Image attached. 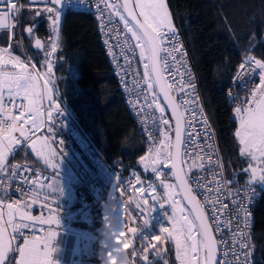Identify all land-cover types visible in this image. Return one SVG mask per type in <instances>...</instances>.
Returning a JSON list of instances; mask_svg holds the SVG:
<instances>
[{"label": "snow or ice", "instance_id": "snow-or-ice-1", "mask_svg": "<svg viewBox=\"0 0 264 264\" xmlns=\"http://www.w3.org/2000/svg\"><path fill=\"white\" fill-rule=\"evenodd\" d=\"M28 2L44 5L27 9L34 13L23 29L29 38L36 36V19L47 14L48 41L34 39L35 49H44L41 66L45 71H39L36 63L13 55V43L20 48V42L15 40L16 29L26 9L19 0H0V29L7 31L9 41L0 46V264H59L56 242L61 220L53 205L64 194L61 165L67 153L63 151L64 140L57 139L64 126L59 117L65 111L55 89L50 58L61 45V17L56 5L62 0ZM95 11L97 30L119 82L128 92L133 91L128 84L134 86L136 96L128 103L132 109H139L138 114L152 113L151 129L141 128L148 147L138 157L137 167L153 179L142 180L135 170L128 178L116 175L118 186L125 189L120 194L127 195L129 205L137 210H148L147 200L142 204L137 193L141 197L155 193L150 197L152 202L169 206L167 219L171 227H162L160 232L174 244L178 264H252L254 247L250 232L246 231L250 228L248 213L241 199H237L239 190H228L234 181L224 178L226 163L212 142L215 133L202 111L197 84L188 71L186 50L167 0H95ZM133 61H138L135 69ZM6 66L18 71H3ZM238 68L259 71V83L252 88L251 98L246 97L235 108L233 119L239 120V127L233 138L238 156L249 161L248 168L243 169L251 173L247 181L264 182V167H253L251 163L264 165V58L250 55ZM240 75L241 72L236 73L237 78ZM74 94H82V90L77 87ZM146 120L147 116H143L141 124ZM25 153L32 156L31 162L27 156L23 164L10 162L13 156ZM84 155L90 164L83 165L82 177L103 183L100 173L104 165L98 154L93 155L90 150ZM209 170H215L211 179ZM197 193L203 203L197 200ZM13 194L20 198L9 202L7 198ZM222 195L231 197V210ZM37 206L40 214L34 215ZM154 208L153 203L151 212ZM81 215L88 218L87 213ZM225 215L230 218L224 219ZM143 222L148 223V219ZM136 231L131 228L130 234ZM213 231L222 237L228 232L229 236L217 241ZM86 235L80 234L83 238ZM156 241L146 256L137 253L133 259L151 264L148 256L153 253L157 258L166 256V251L157 250L162 248L160 239ZM162 264H168V260Z\"/></svg>", "mask_w": 264, "mask_h": 264}, {"label": "trees", "instance_id": "trees-1", "mask_svg": "<svg viewBox=\"0 0 264 264\" xmlns=\"http://www.w3.org/2000/svg\"><path fill=\"white\" fill-rule=\"evenodd\" d=\"M168 5L184 29L201 75L206 105L219 132L228 173L235 177L238 167L243 166V159L238 156L237 141L233 138L235 128L231 121L228 89L252 38L257 39L254 51L264 56V0H168ZM25 9L22 14L24 28L34 17L33 12L27 11L29 8ZM62 22L61 45L54 55L56 62L52 74L60 102L73 114L76 124L90 136L108 163L121 168L124 173L138 170L145 180H152V176L137 167L138 157L145 153L144 140L118 88L94 15L89 11L69 10L63 15ZM39 23L36 31L47 42L46 17L43 16ZM24 35L31 58L38 69L45 71L41 66L44 51L36 50L32 46L33 39ZM0 36L1 41L7 40V31L2 30ZM15 40L18 41L17 37ZM13 46L21 53L15 43ZM77 87L82 94H74ZM25 156L31 162L32 156L28 153L19 154L18 158L25 161ZM64 173H68L67 170ZM238 182L248 181L241 174ZM254 208L256 254L264 261V190ZM99 224L94 227L99 232L97 244L83 257L113 259V249L117 245L100 234ZM164 251L167 255L150 261L151 264H162L165 259L168 264H178L174 244L167 239ZM132 264H140V261L133 259Z\"/></svg>", "mask_w": 264, "mask_h": 264}, {"label": "built area", "instance_id": "built-area-1", "mask_svg": "<svg viewBox=\"0 0 264 264\" xmlns=\"http://www.w3.org/2000/svg\"><path fill=\"white\" fill-rule=\"evenodd\" d=\"M21 4L25 6V8H35L40 5H31L29 4L28 0H19ZM56 8L59 10V13L64 15L69 10H84L86 12H91L94 15L96 21V11H95V0H64L63 6L60 7L56 5ZM23 14V13H22ZM23 15L21 16V23L18 25L17 29V39L20 42L21 53L23 57L27 61H31L32 63H36L34 58H31L27 47L25 46V38H24V24L22 22ZM174 26L178 30V37L183 45V48L186 50V60L188 62V71L192 74L195 83L197 84V95L202 102V111L204 113L205 118L208 120L209 124L211 125L212 130L215 133L214 140L212 141L217 145V152L221 156L222 161L225 162L224 152L222 150L221 141L219 139V132L214 124L213 118H211L209 109L206 105V99L204 96L203 85L201 82V75L198 71L197 64L195 62L194 56L192 51L190 50L188 40H186L184 29L179 22V19L175 18ZM97 27V21H96ZM118 27L122 28V25H118ZM98 31V30H97ZM100 40L102 42L101 34L99 33ZM105 48V46H104ZM106 52V50H105ZM117 55L119 52L117 50ZM256 56L257 58H264V56H260L254 51L252 45L247 46L245 51L242 55L241 62L244 61L248 56ZM108 61L110 66H112L113 74L117 77L118 80V88H120L121 94L123 98L126 100L128 105L129 111H131L135 121L137 122L138 126V133L142 136L145 144V152L147 151V141L145 140V136L141 132V128L150 130L151 129V112H146L144 114H138L139 109H132L131 105L128 101L132 100L136 96V92L134 86L129 83L128 87L133 89V91L128 92L124 90V85L119 82V77L116 75L114 68L115 65L111 62V57L107 55ZM123 63V61H120ZM138 66V61H133L132 67L135 69ZM140 70L142 72V65L140 66ZM237 72H241L239 78H237L236 74L232 81V85L228 89V93L230 95V103L232 106L231 111V121L234 124V128L239 127V120L233 119L235 116V108L239 107L244 99L247 97L250 99V93L254 86H257L259 83V71L250 72V71H243L241 69H237ZM131 77L129 76V81ZM60 102V100H59ZM61 103V107L65 111V115L59 117V120L63 121L64 126L59 129V134L57 139L64 140L63 151L67 153L65 159L68 170L71 171V176L67 174L61 173L62 183L64 184V194L60 198L57 204H60L64 199L66 192L73 187L76 188L77 193H79L82 199H90L91 202L95 205L96 208L99 209L100 214H102V219L99 224L100 233L105 237L107 240H117V242L122 246L123 249L128 250L126 253L127 259L129 264H132L133 257L137 253H140L141 257L146 256L150 251L153 243H157L156 239H160L159 243L162 245L166 239V236L160 232L162 227H166V209L168 205H164L163 207L160 206L158 202H152L150 199L151 195H155V193H147L143 197L139 193H137V197L140 199V202L143 204L144 200H147L148 203V210L145 211L142 209L137 210L134 206L129 205L127 195H121L120 192H124L125 189L123 185L120 187L117 184L115 179L116 175H119L121 179L128 178L129 173H124L121 168H117L114 165L110 164L101 157V154L95 146L90 138L78 124H76L74 120V116L70 113L64 105ZM46 104V102H45ZM143 116H147V120L144 124H141V119ZM83 138V139H81ZM157 139H159L157 137ZM78 140L81 142L78 143ZM57 150L59 151V144L56 145ZM93 152V155L98 154V158L103 162L104 170L102 173L103 183H93L90 181L91 178L82 177V168L85 164H90V161L84 152ZM18 155H15L11 158V163H21L23 164L25 161L20 160ZM215 158V157H214ZM226 163V162H225ZM137 171L140 175L142 180H145L142 174ZM215 170H209V179H211V172ZM224 178L228 181H234L231 184V188L228 190L237 191L239 190L240 194L237 195V199H241V203L243 204L245 211L248 213L247 223L250 228L246 229V231L250 232V240L254 247V252L252 256V264H259V262L264 261L256 254V244L254 242V206L256 201L260 195V193L264 190V185L257 184L256 182H244L239 183L240 175L237 173L235 177H231L228 173V168L226 164V169L224 171ZM246 183L249 184L246 187ZM15 184L12 185L15 188ZM141 185H137L140 187ZM161 190L158 189V192ZM227 191V190H226ZM198 199L201 200L203 203V197L197 193ZM19 195L13 194L10 195L7 199L10 202L12 199H19ZM222 200L225 206L231 210L233 207L231 203V197L226 195H222ZM155 204L154 211L151 212L152 204ZM224 219H229L230 217L225 215ZM148 219V223H144L143 221ZM136 228L137 231L134 234H130V229ZM119 232V236H114V233ZM215 232V231H214ZM159 235V236H157ZM217 240L219 241L221 238H227L229 236L228 232L223 233V237L216 233ZM22 243V241H20ZM160 251H164V246L161 249H157ZM152 258H157L155 253L151 255ZM159 258V257H158ZM80 264H106L108 260L102 259H94L90 257H82L79 259ZM111 264H116V258L111 259Z\"/></svg>", "mask_w": 264, "mask_h": 264}, {"label": "crops", "instance_id": "crops-1", "mask_svg": "<svg viewBox=\"0 0 264 264\" xmlns=\"http://www.w3.org/2000/svg\"><path fill=\"white\" fill-rule=\"evenodd\" d=\"M174 22L175 17L173 23ZM8 43V39L0 41V46H5ZM11 50L13 55H20L22 59H25L22 53L17 52L14 46H12ZM38 70L41 71L40 69ZM3 71L12 72L18 71V69L6 66L3 68ZM24 155H26V153ZM248 163L249 161L243 160V166H239L236 171L240 174H244L246 180L251 176L250 172L243 171V169L248 168ZM251 163L253 167H264V165H257L255 162ZM66 170L69 173L67 163L65 159H63L61 173H64ZM251 182L264 185V182L259 180ZM53 208L57 209V215L61 220V226L58 229V239L56 242L57 260L59 264H80L79 259L83 257L84 253L91 250L97 244L99 232L97 233L94 227L101 222L102 214H100L99 209L95 207L90 199H82L79 193H77L75 187L69 189L62 202L60 204H54ZM82 212L88 214L87 219L83 218L81 215ZM33 214H40L38 206L33 209ZM80 234H87L86 238L81 237Z\"/></svg>", "mask_w": 264, "mask_h": 264}, {"label": "clouds", "instance_id": "clouds-1", "mask_svg": "<svg viewBox=\"0 0 264 264\" xmlns=\"http://www.w3.org/2000/svg\"><path fill=\"white\" fill-rule=\"evenodd\" d=\"M114 236L118 237L119 232L114 233ZM117 247L113 249V255L116 258V264H129V261L127 259L126 253L128 250L123 249L122 246L117 242ZM106 264H111V257L108 258V261H106Z\"/></svg>", "mask_w": 264, "mask_h": 264}, {"label": "rangeland", "instance_id": "rangeland-1", "mask_svg": "<svg viewBox=\"0 0 264 264\" xmlns=\"http://www.w3.org/2000/svg\"><path fill=\"white\" fill-rule=\"evenodd\" d=\"M120 2H121V0H120ZM167 3H168V0H167ZM168 6H169V5H168ZM169 10H170V13H171V15H172V18H173V20H174V17H173V14H172V10H171L170 6H169ZM60 17H61V29H62V19H63V15L60 14ZM60 37H61V34H60ZM256 43H257V39L252 38L247 46H250V45L254 46ZM247 46H246V47H247ZM51 61H52V63L54 62V63H53V65H54L55 62H56L54 56L51 57ZM237 173H238V172H236L235 175H237ZM238 174L240 175V179H241V174H240V173H238ZM72 189H73V188H72ZM177 198H178V197H177ZM166 212H167V214L170 212V208H169V206L167 207ZM165 223H166V227H171V223L168 222L167 215H166ZM194 234L198 235V233H194ZM166 239H167V237H166ZM166 239H165L164 243L162 244V246H164V248H165ZM156 259H159V258H152L151 256H148V260H149V261H153V260H156Z\"/></svg>", "mask_w": 264, "mask_h": 264}, {"label": "water", "instance_id": "water-1", "mask_svg": "<svg viewBox=\"0 0 264 264\" xmlns=\"http://www.w3.org/2000/svg\"><path fill=\"white\" fill-rule=\"evenodd\" d=\"M63 2H64V0H62V3L59 5L60 7H62L63 6ZM121 2H122V0H121ZM44 7V5H40V6H38V7H35V8H43ZM31 8H33V7H31ZM137 11H139L138 9H137ZM46 15L47 14H44L43 16H45L46 17ZM43 16H41V17H39V18H37L36 19V23H38V25L40 24L39 22H40V19L43 17ZM28 26V25H27ZM17 29H18V27H17ZM17 29H16V31H17ZM1 31H2V29H0V34H1ZM36 31V30H35ZM17 37V36H16ZM35 38H40L41 40H42V42L43 43H46V40L45 39H43L40 35H38V33H37V31H36V36L34 37V38H31V39H33V43H32V46H34V39ZM0 41H1V36H0ZM35 47V46H34ZM41 51H44V49H40ZM197 195V194H196ZM197 200H199L200 202H201V200L200 199H198V197H197ZM202 203V202H201ZM213 236H214V238L215 239H217V236H216V233L213 231ZM218 241V240H217ZM113 242L116 244V241L115 240H113ZM117 245V244H116Z\"/></svg>", "mask_w": 264, "mask_h": 264}]
</instances>
